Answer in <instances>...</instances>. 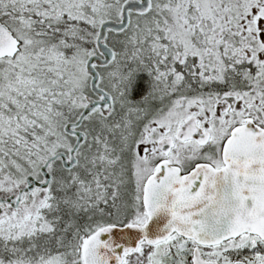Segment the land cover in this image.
Masks as SVG:
<instances>
[{
  "label": "snow or ice",
  "instance_id": "1",
  "mask_svg": "<svg viewBox=\"0 0 264 264\" xmlns=\"http://www.w3.org/2000/svg\"><path fill=\"white\" fill-rule=\"evenodd\" d=\"M0 264H264V0H0Z\"/></svg>",
  "mask_w": 264,
  "mask_h": 264
}]
</instances>
